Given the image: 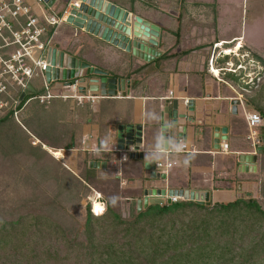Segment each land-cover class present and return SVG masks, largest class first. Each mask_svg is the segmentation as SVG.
<instances>
[{"label":"crops","instance_id":"obj_1","mask_svg":"<svg viewBox=\"0 0 264 264\" xmlns=\"http://www.w3.org/2000/svg\"><path fill=\"white\" fill-rule=\"evenodd\" d=\"M26 1L37 14H41V8L33 0ZM76 1L56 0L51 9L59 15ZM107 1L160 28L157 47L160 56L146 63L131 53L60 24L53 35L51 47L103 71L108 78L123 80L125 84L124 91H119L115 96L104 95L99 90L95 97L89 95L88 83L97 77L90 76L85 78L86 91L78 90L80 95L86 97L81 104L72 98L51 100L44 108L49 135L63 139L65 144H74L70 149L59 151L71 152L69 156L81 153V158L86 159L90 167L96 163L100 165L93 167L101 170L100 174L119 179L123 190L140 194L141 198L131 203L135 209L138 199L143 200L147 190L165 191L166 196L170 191L180 190L200 193L209 199L206 205L211 206L239 198L258 200L264 180L261 171L263 154L258 155L253 163L242 164L239 161L241 155H255L256 149L262 146L259 143L253 147L247 139L249 129L245 117L254 112L246 105L249 93L234 83L230 78L232 76L226 73L216 76L210 70L211 45L222 42L221 47L215 48L216 53L221 55L225 49L240 43L242 47L237 53L241 52L246 60H252L258 66L263 65L257 57L263 56L264 52L258 49L257 44L239 35L224 36L219 32L224 29L225 22L222 16H217V8L226 7L224 2L235 0ZM200 9H203V15L195 13ZM198 20L201 25H206L204 30L207 33L203 40H208V43L187 46L188 41L201 39V31L192 28V24H198ZM164 54L172 57L156 65ZM236 54L222 55L215 68L223 72L229 57ZM149 64L156 69L151 71L152 68L144 67ZM139 67L145 69L136 71ZM32 84L36 92L42 91L41 77L34 79ZM51 87L55 94H71L64 83L52 82ZM89 97L94 102L88 101ZM181 100L194 103V122L187 125L182 137L177 136L176 127L171 135L165 136L164 112L171 109V103ZM31 103L22 112L23 119L29 117ZM127 125L142 127L139 147V152L143 154L141 160L119 161L118 152L123 151L117 149L116 130L119 126ZM254 133V139L260 141L264 138V120ZM33 139L36 141L34 147L41 144L38 139ZM224 143L228 145L227 152L220 149ZM180 144H184L187 151L178 152ZM41 145L47 150H56ZM128 151L134 153V148L129 147ZM165 162L174 165L162 173L155 165ZM147 163L148 169L145 167ZM164 197L150 195L147 206Z\"/></svg>","mask_w":264,"mask_h":264},{"label":"trees","instance_id":"obj_2","mask_svg":"<svg viewBox=\"0 0 264 264\" xmlns=\"http://www.w3.org/2000/svg\"><path fill=\"white\" fill-rule=\"evenodd\" d=\"M171 57L164 54L156 65ZM145 66L152 68L151 71L156 69L151 64ZM141 69L145 68L139 67L136 71ZM226 75L238 84L234 75L230 72ZM254 82L252 87H240L249 93L246 105L264 120V72ZM42 107L32 101L30 115L22 118L21 125L11 114L2 115L0 127L11 122L47 147L56 151L70 149L73 142L65 144L63 139L49 135L46 107ZM85 167L82 178L69 174L81 190L95 191L91 178L98 175V170L90 167L87 160ZM261 171L264 173V154ZM115 181L120 195L97 190L104 204L102 215L96 216L89 206L86 209L83 227L88 236L84 251L76 254L78 245L68 248L69 253H75L74 264H264V210L257 199L239 198L212 206L192 201L163 206L155 203L134 209L133 217L123 219L120 207L124 210L141 196L123 190L120 180L115 178ZM102 195L106 197L105 202ZM84 198L88 199L85 194ZM55 225L48 216L0 218V264H39L32 262L36 252L29 245L36 246L37 251L59 230ZM98 238L100 241L96 242ZM58 254V250L48 249L46 255L43 253L46 257L43 264H66L65 258L60 259Z\"/></svg>","mask_w":264,"mask_h":264},{"label":"rangeland","instance_id":"obj_3","mask_svg":"<svg viewBox=\"0 0 264 264\" xmlns=\"http://www.w3.org/2000/svg\"><path fill=\"white\" fill-rule=\"evenodd\" d=\"M223 4L226 7L217 8V16H222L225 22L224 29L219 31L221 35L242 36V39L257 44L258 49L264 52V0H235ZM202 10L195 11V13L203 15ZM199 11L200 13H198ZM192 26L196 31H201L199 35L201 39L188 41L187 46L194 47L197 43L207 44L208 40H203V36L207 33L204 30L206 25H201L198 20V24L194 22ZM212 30H214L213 24ZM211 46L213 69L219 65V63H213V59L215 60L220 54L215 52L217 44ZM263 56L257 57L263 62L262 66H258L254 61L246 60L241 52L237 53L236 56L229 57V62L224 65L223 72L219 71V75L230 72L236 78L239 86L249 85L248 87H252L255 78H260L264 72ZM65 89L69 90V87H65ZM38 105L40 104L38 103ZM23 121L21 113L20 124L17 121L16 123L21 125ZM34 144L35 139L29 137L26 131L16 124L7 122L3 127H0V218L13 220L29 214L48 216L56 224L55 228L59 227V230L55 229L58 231L52 239L48 237L47 243L38 247L37 251L36 246L29 245L36 252L32 262L45 263L46 257L43 256V253L46 255L47 250L51 248L58 250V257L65 258L66 264H74L75 253L84 251V244L87 243L88 235L83 227L87 207L89 206L91 211L93 210L92 200H96L97 195L100 194L98 189L107 192L106 194L117 192L120 195L119 186L113 176L100 174L101 170H98L99 174L91 178L95 191H89L87 188L81 190V187L71 177L73 175L76 178H82V174L85 172L86 159L81 158V153L77 155L73 153L69 156L71 152H64V161H59L43 146L41 148L34 147ZM75 163L76 165H74ZM263 183L264 180L260 186L261 196L257 201L264 210ZM84 194L88 199L84 198ZM82 195L83 197H81ZM102 198L105 202L106 197L102 195ZM161 200L156 203H160ZM98 202L103 203L101 200ZM102 206L104 207V204ZM134 207V204H130L129 207L126 205L124 210L120 207L122 218L133 217ZM95 241H100V238ZM237 244L240 245V242ZM74 245H78V250L75 253H69L68 248Z\"/></svg>","mask_w":264,"mask_h":264},{"label":"water","instance_id":"obj_4","mask_svg":"<svg viewBox=\"0 0 264 264\" xmlns=\"http://www.w3.org/2000/svg\"><path fill=\"white\" fill-rule=\"evenodd\" d=\"M56 0H44L47 7L51 8ZM80 6H71L70 16L65 24L70 26L75 32H82L104 41L126 53H131L139 60L149 63L160 56L157 51L160 43V28L149 23L139 16H132L128 11L116 6L107 0H77ZM48 67L45 71V81L64 83V87H71L78 83L80 92L86 91V77H97L90 79L88 83V93L91 96H98L99 90L102 94L115 96L119 91H124V81L108 78L103 71L90 66L82 60L67 55L63 51L49 47L47 52ZM30 90L32 87L29 86ZM65 95H71L65 93ZM182 106V107H181ZM194 103L192 101L181 100L171 103V109H166V124L163 135L168 136L173 133L176 127L177 136L182 137L188 124L194 122ZM142 127L141 126H119L116 130L115 143L119 151L127 152L129 147L134 148V153H128V159H143V154L139 152L141 146ZM262 146L256 149L255 155H241L240 163L248 164L256 162L257 156L264 154V138L259 142ZM148 163L145 165L148 169ZM100 167L98 163L91 165ZM156 166V165H155ZM155 168V167H154ZM153 168V169H154ZM164 177V175H162ZM150 195L156 197L166 196L165 191L147 190L144 192L143 200L137 201V208H146ZM167 196L181 198L183 201H192L200 205H206L209 199L200 194L190 191H170Z\"/></svg>","mask_w":264,"mask_h":264},{"label":"built area","instance_id":"obj_5","mask_svg":"<svg viewBox=\"0 0 264 264\" xmlns=\"http://www.w3.org/2000/svg\"><path fill=\"white\" fill-rule=\"evenodd\" d=\"M33 1L41 8V14H37L26 0H0V112L2 115L11 114L19 124L22 110L32 101L46 106L55 98H72L80 104L86 98L79 94L77 81L69 88L71 95L55 94L51 84L46 83L44 75L48 67L47 52L52 46L55 30L60 24H65L70 16L71 6L78 8L80 2L69 4L58 15L47 7L44 0ZM39 77L43 81V87L37 93L32 81ZM87 99L94 102L93 98ZM245 120L249 129L247 139L252 142L253 147H257L260 141L254 139V130L262 126L263 119L257 112H250ZM220 149L227 152L228 145L224 143ZM177 151H187V148L180 144ZM118 153L120 162L128 160L129 151ZM173 165L171 162L157 163L156 168L166 173ZM98 200H101L100 195H97L96 201ZM180 200L182 199L178 197L165 196L159 204L163 206Z\"/></svg>","mask_w":264,"mask_h":264},{"label":"bare ground","instance_id":"obj_6","mask_svg":"<svg viewBox=\"0 0 264 264\" xmlns=\"http://www.w3.org/2000/svg\"><path fill=\"white\" fill-rule=\"evenodd\" d=\"M223 44H224L223 42L222 43H219L216 47H221ZM241 47L242 46L239 43V44H237L235 47H233L231 49H225L223 51V53L219 57H217L215 60L213 59V63H217L221 59L222 55L236 54ZM212 73L214 75H216V76L219 75V71L216 68H213L212 69ZM34 145H36V144H34ZM48 151H49V153L51 155H53L59 161H64L65 156H64V153L62 151H59V150H57V151L56 150H49V149H48ZM92 209H93L92 210V213H95L96 216H100L104 212V207L102 206L101 203H99L96 200H92Z\"/></svg>","mask_w":264,"mask_h":264},{"label":"clouds","instance_id":"obj_7","mask_svg":"<svg viewBox=\"0 0 264 264\" xmlns=\"http://www.w3.org/2000/svg\"><path fill=\"white\" fill-rule=\"evenodd\" d=\"M114 202V201H113Z\"/></svg>","mask_w":264,"mask_h":264}]
</instances>
